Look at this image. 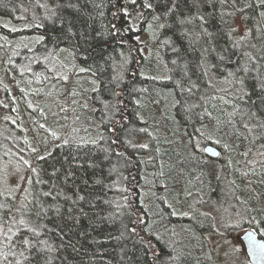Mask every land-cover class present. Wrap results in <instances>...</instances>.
Masks as SVG:
<instances>
[{
    "label": "trees",
    "instance_id": "1",
    "mask_svg": "<svg viewBox=\"0 0 264 264\" xmlns=\"http://www.w3.org/2000/svg\"><path fill=\"white\" fill-rule=\"evenodd\" d=\"M246 3H253V0H236L235 6L232 0H224L223 3L221 0H176L170 28L157 35V49L166 66L167 75L164 76L159 75V70L143 52V43L135 39L141 31L122 33L123 45L117 38L109 37L107 42L91 39L93 28L106 31L112 23H116L117 28L128 27L127 18L122 14L113 16L117 9L128 6L127 0H0V52L5 57L9 73L24 78L26 85L57 81L55 71L59 66L63 71L66 63L59 56L61 51L53 52V49H65L63 52H67L75 64L96 71L95 87L99 91L93 92L94 87L90 89L87 100L92 107L93 123L100 130L97 140L89 139L88 142V137L77 133H66L65 136L58 133L62 140L51 151L42 153L46 159L39 160L38 156L33 161L38 175L29 174L34 181L32 185L28 184L31 195L25 193L20 200L9 194H0V205L4 206L0 208V223H3L4 232L9 226L16 231L19 225H13V218L18 221L23 217L28 227L41 231L39 239L46 240L50 249L34 253L30 261H23L18 255L15 258L9 255L7 261L0 257V264H15L17 259L21 264H154V252H159L155 264H200L199 260L207 255L196 252V237L190 242L189 238H180L178 234L179 230L187 231L185 226L193 223L188 212L183 210L182 202L184 212H181L179 203L166 198L167 195L175 197L180 190L171 182L173 177L180 179L184 186L190 173L197 170L199 175L194 179V186L209 184V191L206 198L196 192L190 193L189 198L196 195L202 198L201 204H206L215 198L217 189L224 198L222 203L226 199H234L239 188L234 181L224 177L230 171L225 155L231 147H225L226 142L234 145L230 154L233 160L238 154L244 159L250 151H259L264 158V17L259 15L261 9L254 3L243 12L236 11ZM240 14L248 26V35L242 36L243 39L239 37L235 24ZM199 15H203L207 23L194 18ZM186 17L193 18L192 22L178 23L179 19ZM7 20L22 24V28L11 31L13 28L4 23ZM68 22L73 24L74 32L83 34L80 39L68 36L66 32L63 35L68 36L67 39H57L62 36V29ZM205 28L213 34L211 38L204 33ZM233 28L235 32L231 31ZM21 36H43L45 39L39 43L37 40L33 43H9L6 40L10 37L15 41ZM165 37L174 41L173 46L178 52L172 51V46L160 43ZM249 57L255 60L250 61ZM241 68L249 71L245 73L239 70ZM114 75L122 79L113 81ZM144 76H156L158 79H145ZM240 79H243L242 85L237 83ZM117 82L119 88L116 87ZM1 85L0 79V90L9 103L8 109L16 113L10 87L4 85L2 88ZM166 90L175 95L172 116L156 114L158 121L155 123L143 115L140 101H149L148 96L157 98L166 94ZM113 91L124 93V105L119 115L104 107L106 103L115 104ZM19 94L23 103L24 99L34 101L35 107H30V113L36 124L43 120L34 94L25 86L19 88ZM121 118H124L121 127L115 134L110 132L113 119ZM85 121L86 118H82L78 122L84 125ZM165 123L169 128L184 127L190 138L204 137L208 143L219 147L220 156L213 158L205 153L202 159L199 152L185 154L182 150L174 153L171 149L178 148L176 142L164 143L161 137L156 140L150 131L151 126L158 128ZM252 123L253 127L257 125V133L253 130L252 134ZM141 128L147 131H139ZM113 139L118 142L113 144ZM64 140L70 143L65 145ZM7 141V136L0 133L2 157H6ZM142 141H147V149L139 147ZM160 146L168 149L163 147L159 150ZM149 154L153 159H167L168 164L150 165ZM238 164L244 166L240 160ZM153 166L156 169L154 187L157 195L148 201L142 194L143 170H153ZM54 168L59 171L52 177L50 173ZM212 168L218 175L211 183L208 171ZM247 168L244 174L246 201L240 203L245 214L239 213H242L240 216L245 225L251 222L250 217H255L256 223H252L250 228L254 227L264 238V207L257 206L264 200V159L252 166L247 165ZM161 169L163 173H159ZM67 172L72 176L66 180ZM220 172L224 174L220 175ZM37 179L47 183L37 184ZM50 190L55 199L43 196ZM26 195L28 201H32L28 205L30 212L22 209V204L27 203L24 200ZM81 196L83 199H78ZM232 204L235 205L233 201ZM38 205L46 210L39 217L34 214ZM8 208H11L10 212L6 210ZM17 208L21 211L17 212ZM173 211L177 214L171 215ZM138 213L160 237L153 241L155 247L147 254L137 237L129 231L137 226L134 222ZM193 227L194 230H202L198 223H193ZM139 234L143 236L144 232ZM6 243L4 234L0 233V252L5 254L9 253V248L4 246ZM180 247L184 253L177 260ZM13 250L18 253L20 248Z\"/></svg>",
    "mask_w": 264,
    "mask_h": 264
},
{
    "label": "rangeland",
    "instance_id": "2",
    "mask_svg": "<svg viewBox=\"0 0 264 264\" xmlns=\"http://www.w3.org/2000/svg\"><path fill=\"white\" fill-rule=\"evenodd\" d=\"M127 8L130 12L133 11V6L130 3ZM133 16V23L135 24L136 20L139 18H135L134 13ZM4 23L13 29L22 28V24L12 23L8 20L4 21ZM235 24L239 37L245 36V33H248V26L242 14L236 18ZM139 26L142 28V25ZM143 27L146 26L143 25ZM138 36L143 43V52L159 70V75L166 76V66L157 49V39H152L147 31H141ZM38 37L39 36H21L17 37L15 41L14 38L7 37L6 40L9 41V43H33ZM59 56L66 63V68H64L63 71L60 66L56 69L55 76L58 77V79H56L57 81L47 80L41 85H36L34 83L26 85L24 83V78H17L9 73L6 67L5 57L2 52H0L1 87L3 88L4 85L10 87L12 105L16 110V113H12V111L8 109L9 103L4 97L3 90H0V133L7 136V143L9 145L5 143L4 154L7 158L0 155L1 195L9 194L16 199H23L26 193L25 189H28V183L26 179L23 182H19V177L24 176L27 178L31 169L23 164L21 158H23V160H28L33 167L35 157L41 156L42 153L46 151H51L55 144L59 142V140H62L59 136L60 134L65 136L66 133H77L80 136L88 137L87 142L90 141L89 139H91V141H96L100 136L99 126L93 123V116L91 113L92 107L87 100L89 90L97 86L96 78L89 72L79 73V68L88 67L75 64L72 57L68 56L67 52L61 51ZM64 75L68 76L67 81L61 78ZM93 81H96V83L94 84ZM24 86L34 94L35 101H38V111L42 114L43 120H40L37 124L35 122V117L30 113V107H35L34 101L31 99H24L23 103L22 96L19 94V88H24ZM73 91H75L77 95L73 96ZM148 97L149 101H140L143 115L146 118H152L156 123L158 121L155 119L156 114H164L167 117L172 116L175 102V95L173 92L168 91L166 94H161L157 98L152 96ZM85 105H87V107H85ZM82 118H86L84 125L78 122ZM41 124L44 125L43 128L40 127ZM168 124L171 125V123ZM257 128V125L253 127L252 123V134H254V131L255 133L258 132L256 130ZM19 130L22 131V135L19 134ZM150 131L155 136L156 140H159L161 137L164 143L176 142L178 148L171 149L174 153H181L183 150L185 154H188L194 151L197 153L199 152L202 159L206 156L204 147L208 142L205 138H190L184 127L177 125L169 128L167 123H165L164 126L158 128L151 126ZM52 133H55V136H53ZM142 142L143 144H147V141ZM224 146L231 147L227 149L228 153L225 155V160L230 164V171L227 173L228 177H224L226 179L229 178L228 180L230 181H234V185L239 188L237 189L235 187L237 192L234 199H226L225 202L222 203L221 199L224 198H222L217 189L215 198L213 197L209 202H206V204H201L200 199L202 198L196 195L189 198V194L193 192L206 198V194L209 191V184L202 187L194 186V179L199 175L197 170L190 173L191 176L184 186L180 179L173 177L171 182L176 185L174 187L179 186L180 190L175 197L167 195L166 199H173V202L179 203L181 212L187 211L191 221L194 224H200L202 228L201 231L198 229L194 230L193 223H190L185 226L189 233L181 230L178 232L180 238H189L190 242L193 240V237H196L194 240V242H196V252L207 255L205 258L199 260L200 264H251L244 244L239 239V235L249 229L251 224L256 223V221L251 220L248 225H245V221L241 219L240 216L242 213H239V211L245 214L244 208L240 203L246 201V176L244 174L248 169L247 165L252 166L257 164L264 158L261 157L259 151H250L249 156L244 159L238 154L236 159L233 160L230 158V154L233 151L234 145L231 146L230 143L226 142ZM163 147L164 149H168L165 146ZM163 147L160 146L159 150H162ZM32 148H35L37 151L32 152ZM148 159L150 160V165L154 163L155 167L158 163L162 166L168 164L167 159H153L150 154ZM239 160L244 166L238 164ZM155 167H152L154 171L152 169L143 170L144 185L142 194L148 201L155 199L154 197L157 195L154 187L156 181L154 177V172H156ZM163 172L164 171L161 169L159 173ZM223 174V172H220V175ZM251 174L252 176L254 175L253 173ZM216 175H218V172L215 168L208 171L211 183ZM18 182L19 187L17 188ZM162 182L165 183V181ZM232 201L235 204L234 206ZM181 202L184 211L182 210ZM257 206L264 207V200H261ZM193 208H196V210H193ZM237 223H239L238 227H228V225H236ZM183 253L184 249L182 247L178 248L176 254L177 260L182 258Z\"/></svg>",
    "mask_w": 264,
    "mask_h": 264
},
{
    "label": "snow or ice",
    "instance_id": "3",
    "mask_svg": "<svg viewBox=\"0 0 264 264\" xmlns=\"http://www.w3.org/2000/svg\"><path fill=\"white\" fill-rule=\"evenodd\" d=\"M224 0H221V3H223ZM233 5L235 6L236 0H232ZM127 3H130L133 6V11L130 12L129 9L127 7H123L120 9H117L116 12L113 13L114 17H118V14H122L124 17L127 18L128 21V27L127 28H117L116 23H112L110 25V27L107 28L106 31L104 30H99V29H95L93 28V35L91 37L92 40H99V41H105L107 42L108 38H117L118 42L123 45L125 43V41L123 40L121 34L122 33H126V32H140V31H147L149 36L152 39H159V37L157 36V33L166 29V28H170V22H171V18L174 16L175 11H176V0H127ZM253 3L255 5L256 8L261 9V11L259 12V15L261 17H264V0H253ZM253 3H246L242 8H237L236 11L239 12H243L246 8H251L253 7ZM170 4V6H169ZM159 9V10H158ZM133 13L135 14V18H139L136 20V23H133L134 20V16ZM101 15H103V13H101ZM231 15V13L229 14ZM195 19H199L202 23H207V21L205 20V17L203 15H199L197 17H194ZM193 18H183V19H179L178 23L183 25L185 23H191ZM164 22H161V21ZM61 23H64L63 20H61ZM139 25H145L146 27L141 28ZM37 27H42V25H37ZM11 31H16V29H11ZM232 32H235L236 29H231ZM67 33L68 36H73L76 37L77 39H80L81 36H83L82 33L79 32H74L73 31V24L71 22L67 23V27L65 29H62V36L58 37L57 39H67L68 36L63 35V33ZM204 33L211 38L212 37V33H209L207 31V29H204ZM245 35H248V33H245ZM85 39H87V37H84ZM45 39V37L40 36L37 38V43L43 41ZM135 39L137 40V42L140 41V37L136 36ZM243 39V37H242ZM160 43L164 46H172V51L174 52H178L179 50L174 47V41L170 38V37H165L162 40H160ZM65 51V49H53V52L55 51ZM51 54V53H50ZM121 55L123 56V53H121ZM221 60L224 59L223 56L220 57ZM250 61H254L255 58L253 57H249ZM173 64L176 63L175 60L172 61ZM100 69L98 68L97 71H99ZM240 71L243 72H248L249 69L248 68H241L239 69ZM79 73H84V72H91V74L93 76L96 75V71H93L91 68H79ZM113 71H115V68H113ZM206 74V73H205ZM141 75L143 76L144 74L141 73ZM63 80L67 81L68 80V76L64 75L61 77ZM145 79H158V77L156 76H144ZM119 79H122V77H117V76H113L112 80L113 81H118ZM167 79H171V77H167ZM93 83L95 84L96 81H93ZM237 83L239 84H243V79H240L237 81ZM119 83L117 82L116 87L119 88ZM193 87H195V85H193ZM262 87H264V85H262ZM191 88L188 89L189 92H191ZM93 92H97L99 91L98 87H94L92 89ZM146 91V90H145ZM247 94V93H245ZM72 95L75 96L77 95V93L75 91L72 92ZM112 95L116 98V102L115 104H108L106 103L104 105L105 109L108 110L111 108V110L114 111V113L116 115H119L121 108L124 105V93L122 91H113ZM137 103H139V101H137ZM85 107H87V105H85ZM207 115H211L210 113H207ZM253 116L256 115V113H252ZM124 118H121L120 120H116L113 119L112 121V126L109 128V131L112 133H116L117 128L121 127L122 122H123ZM41 128L44 127L43 124L40 125ZM245 127H247V125H245ZM139 131L141 132H146L147 130L144 128L139 129ZM53 136H55V133H52ZM118 141L116 139L112 140L113 144H116ZM219 142V141H217ZM63 143L65 145L69 144L70 142L68 140H64ZM140 148L142 149H147L148 145L147 144H141L139 145ZM32 152H36L37 150L35 148L31 149ZM120 153H117V155H119ZM48 155H51V153H48ZM22 162L25 166H27L28 168L31 169V172L33 174H37V169L32 167L31 164L29 163L28 160H23ZM39 160H44L46 159V156H39L38 157ZM59 171V169L54 168L53 171L50 173V175L52 177H55L57 175V172ZM72 176L71 172H67L65 179L67 180L68 178H70ZM25 179L27 180V183L29 185L33 184V177L32 176H28L27 178H25L24 176H20L19 177V182H23L25 181ZM19 182L17 184V188L19 187ZM35 183L40 184V183H47L46 181H41L39 179H37L35 181ZM55 187V185H53V188ZM11 191V190H9ZM25 192L28 193V195H31V193L29 192L28 189H25ZM28 195H26L24 197V200L27 201V203L22 204V209L25 212H30L31 210L28 208V205L30 203H32V201H28ZM43 196L45 197H52L53 199H55V197L53 196V192L47 191L43 193ZM68 199H70V197H66ZM78 199H83V197H78ZM75 203V201H73ZM3 205H0V208H3ZM169 208H171V205H168ZM7 211H11V208L6 209ZM17 212L21 211V208H17L16 210ZM46 211L42 205H38L37 210L35 211V215L37 217H39L41 215L42 212ZM69 211H71V209H69ZM177 213L175 211H173L171 213V215H176ZM184 215H187V213H184ZM241 219H243V217H241ZM250 219L255 220V217H250ZM136 223V227H132L129 229V231L134 234L137 237V240L139 241V243L142 245L145 254H147L148 252H152V249L155 247L154 244V240H159L160 237L155 235V233L153 232L151 226L145 221V219L143 218V216H141L139 213L137 214V221L134 222ZM19 225V227H17L16 231H13L12 227L9 226L7 228V232H4V226L3 223H0V233L4 234V238L5 241L7 242L4 246L9 248V253L5 254L3 252H0V257H2L3 260L7 261L9 259V255H11L13 258H15L17 255L22 258L23 261H30L32 255L35 254H40L46 250H50L47 247V241L46 240H42L39 239V237L42 235L41 231H38L36 227H28L25 219L23 217H21L18 221L15 220V218H13V225ZM142 226V228H141ZM239 223H237L236 225H228V227H238ZM140 231L144 232L143 236H140ZM10 233V234H9ZM30 234V235H29ZM15 238V239H14ZM249 240L253 242V246L257 247L258 245L256 244L255 241H253L252 238V234H249ZM43 246V247H42ZM264 247V246H261ZM15 248H20V251L17 253L16 251H14L13 249ZM27 253V255H26ZM153 257H154V264H155V260L159 259V252H154L153 253ZM15 264H21V260L17 259L15 260Z\"/></svg>",
    "mask_w": 264,
    "mask_h": 264
},
{
    "label": "water",
    "instance_id": "4",
    "mask_svg": "<svg viewBox=\"0 0 264 264\" xmlns=\"http://www.w3.org/2000/svg\"><path fill=\"white\" fill-rule=\"evenodd\" d=\"M204 151L208 156L213 158H217L221 154L219 147L212 143L206 144ZM250 233L252 234L253 241L258 245L257 247H254L253 242L249 240ZM239 239L244 244L251 264H264V247H261L264 246V238L260 237L254 228H249L239 235Z\"/></svg>",
    "mask_w": 264,
    "mask_h": 264
}]
</instances>
